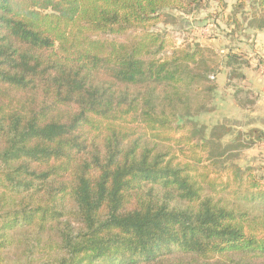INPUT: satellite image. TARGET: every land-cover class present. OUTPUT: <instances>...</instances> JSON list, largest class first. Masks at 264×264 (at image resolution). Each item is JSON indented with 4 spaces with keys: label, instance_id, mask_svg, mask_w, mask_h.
I'll use <instances>...</instances> for the list:
<instances>
[{
    "label": "trees",
    "instance_id": "trees-1",
    "mask_svg": "<svg viewBox=\"0 0 264 264\" xmlns=\"http://www.w3.org/2000/svg\"><path fill=\"white\" fill-rule=\"evenodd\" d=\"M196 3L0 0V264H264V187L197 121L224 70L153 31ZM224 61L230 88L249 63Z\"/></svg>",
    "mask_w": 264,
    "mask_h": 264
},
{
    "label": "rangeland",
    "instance_id": "rangeland-1",
    "mask_svg": "<svg viewBox=\"0 0 264 264\" xmlns=\"http://www.w3.org/2000/svg\"><path fill=\"white\" fill-rule=\"evenodd\" d=\"M198 3L200 8L190 14H182L180 18L179 14H175L174 17L162 16V22L157 24L153 31L161 34L168 45L163 56L172 54L171 46L175 49L190 48L192 51L198 46L212 67L224 70L225 74L228 71L229 74L230 70L224 68L223 63L224 57L232 53L228 50V47H231L234 50L233 54L240 55L242 61L249 63V67L243 69L240 74H243L244 79L241 78L242 76H237L232 82L233 86L228 89L229 92L226 86L228 77L221 73L217 82V77L215 78L214 73H211L210 79L213 81L212 79L215 78L214 82L217 86L214 99L209 104L214 111L198 116L197 121L209 128L225 125L231 134L223 138L221 143L224 146L235 147L230 151L229 155L233 160L229 162L243 169L253 168L255 177L264 187V142L250 149L240 147L243 145V135L253 129L264 131V36L260 39L254 34L258 31L246 29L249 21L248 13L251 11L249 6L245 8V12H239L234 18L239 28L233 24V20H228L232 16L236 0H197L195 5ZM227 20L231 23L229 24ZM235 94L238 97H235ZM239 99L250 108L241 109L236 102ZM230 101L245 114L232 117L227 106ZM249 102H254V105ZM255 152L257 154H254ZM225 166L227 167V158L223 159L221 164L211 166L209 171L213 173V177H221L227 181ZM227 194L228 192L224 193L226 197Z\"/></svg>",
    "mask_w": 264,
    "mask_h": 264
},
{
    "label": "crops",
    "instance_id": "crops-1",
    "mask_svg": "<svg viewBox=\"0 0 264 264\" xmlns=\"http://www.w3.org/2000/svg\"><path fill=\"white\" fill-rule=\"evenodd\" d=\"M259 32V33H258ZM258 32H255L254 34H257V36H259L260 37V39H262L263 38V36H264V31H258ZM258 42V41H257ZM227 47H228V45H227ZM239 49V48H238ZM228 50L229 51H231L232 53H234V50H233V48H231V47H228ZM228 52V51H227ZM222 74H225L224 72L222 73ZM222 74H220V75H218L217 76V82H218V79H219V77L222 75ZM226 75V78L228 77V71H227V73L225 74ZM227 82V81H226ZM228 89L229 88H227V92H229L228 91ZM225 90H226V88H225ZM228 106V109L231 111V113H232V117H234V116H240V115H243V114H245V112L244 111H241L239 108H237V106H235V104L234 103H232L231 101H230V104L229 105H227ZM235 118V117H234ZM250 124V123H249ZM259 148V147H258ZM257 149V148H256ZM254 154H257L256 152L254 153Z\"/></svg>",
    "mask_w": 264,
    "mask_h": 264
},
{
    "label": "built area",
    "instance_id": "built-area-1",
    "mask_svg": "<svg viewBox=\"0 0 264 264\" xmlns=\"http://www.w3.org/2000/svg\"><path fill=\"white\" fill-rule=\"evenodd\" d=\"M264 74V73H263ZM264 146V145H263Z\"/></svg>",
    "mask_w": 264,
    "mask_h": 264
}]
</instances>
